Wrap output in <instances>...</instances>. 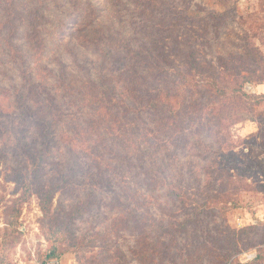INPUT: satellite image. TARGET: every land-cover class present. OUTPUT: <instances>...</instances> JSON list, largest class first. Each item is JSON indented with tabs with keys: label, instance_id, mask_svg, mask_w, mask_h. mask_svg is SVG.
Here are the masks:
<instances>
[{
	"label": "rangeland",
	"instance_id": "1",
	"mask_svg": "<svg viewBox=\"0 0 264 264\" xmlns=\"http://www.w3.org/2000/svg\"><path fill=\"white\" fill-rule=\"evenodd\" d=\"M177 11L184 15L181 24L168 17ZM216 81L256 95L249 100L254 103L213 101L207 84ZM139 87L164 93L177 88L174 113L164 101L136 112L139 98L156 94L136 99L126 93ZM84 93L113 98L119 106L113 109L115 118L105 109H87ZM18 97L37 103L35 117L53 120L47 131L54 138L50 134L47 141L34 115L18 113ZM214 114L220 116L219 127ZM106 117L99 136L78 138L85 120ZM136 125L142 128V151L152 154L146 163L151 170L136 167V157L145 156L126 145ZM219 145L225 156L251 160L254 168L240 165V171L231 172L225 196L216 201L209 184ZM67 148L80 165L68 185L60 176L64 161L72 158ZM222 163L230 169L235 161ZM203 167L208 180L197 194L193 176H180ZM23 179L31 189L12 224ZM167 183L190 194L178 215L180 207L160 187ZM233 184L239 207L223 213V223L215 210L194 208L193 203L206 201L209 208L218 203L230 208ZM34 189L54 191L46 215ZM126 192L140 195L139 200L126 201ZM126 204L156 222L200 213V238L217 226L241 231L255 225L253 245L264 240V0H0V264H40L51 246L46 237L55 232L62 235L63 255L46 264H159L162 242L148 246L147 237L143 242L141 230L126 219ZM190 231L178 241L191 250ZM246 248L239 243L238 252H232L241 263L255 257V249Z\"/></svg>",
	"mask_w": 264,
	"mask_h": 264
},
{
	"label": "trees",
	"instance_id": "2",
	"mask_svg": "<svg viewBox=\"0 0 264 264\" xmlns=\"http://www.w3.org/2000/svg\"><path fill=\"white\" fill-rule=\"evenodd\" d=\"M173 14L174 12H172L171 15H168V17L169 16L173 17L174 19L177 20L178 24H181V21L184 19V15L180 11H177V15H173ZM163 26H164V29L167 30L165 27L166 23ZM173 39H176L177 41L178 37L174 36ZM162 48L163 47H161V49ZM207 85L210 86V88L208 89L209 91H211L213 95V98H214L213 101H216V102H223V101L227 102V99L230 98V99H237L239 102H247L249 104L250 103L253 104L254 103L253 100L252 101H249V100L255 99L256 97V95L251 96V95H247L246 93H242L240 92L238 88L232 89L219 81L208 83ZM15 92L16 90H14V92L12 93L13 96H15ZM153 92L156 93L153 99L142 101V99L138 97L139 95H148ZM126 93L128 94V96H131V94L134 93L136 95L135 98L136 99L139 98L138 99L139 106L136 108V112H139V111L151 108V107H155L157 106L158 101L160 103L161 101H164V104L166 105V110L174 113L172 101L178 97L177 88L173 92L172 90H170L169 92H165V93L162 91H151V89H145L141 87L135 88V89L126 88ZM105 98H106L105 96H101L100 98H97L95 95H87L86 93L83 94V101L84 99H86L90 103V105H87V109H92L94 111H97V110L100 111V110L105 109L108 117L114 116L115 110L113 111V109H116V107L119 108V106H117V103L116 104L113 103V98L111 97H109L108 99H105ZM18 100L20 102L18 105V109H20L18 113L22 111L24 114H31L35 109L38 108L37 103L36 104L30 103L29 101L24 99V97H18ZM218 104L219 103H217V105ZM125 105L126 104L124 103L123 106L126 108L127 106ZM128 106L135 107L134 105H128ZM184 108H185V104L183 103V101H180V110ZM213 111H214V108H213ZM31 115H34L33 121L36 125L42 124L45 127V133L47 135H44V137L47 138V141H49L50 139V134L52 135V138H54L53 134L47 131V129L52 130L50 129V126H53L52 125L53 120L46 121L44 118L35 117V113ZM223 115H225L224 112H223ZM213 117L215 118V125L219 127L220 116L218 114H214ZM114 118L115 116L113 117V119ZM106 119L107 117L100 118V119H95V118L89 119L88 118L87 120H85L83 122L84 126L77 133L78 138L80 135H83L84 133L86 134L85 137L90 136V135L94 137L95 134L99 136V134L97 133L98 127L100 123L105 122ZM138 123L140 122L138 121ZM122 129H126V123L122 125ZM128 132L129 134H128V139L126 140V145L130 148V151L133 153H137L138 155H140V157H142L141 155L145 156L146 154L145 152L142 151V147H141L142 143L138 141V138H141L142 136L141 134L142 128L140 127V125L131 126ZM216 132L218 133V135H220L221 133L220 128H217ZM129 135L134 138L131 139ZM120 136L122 137V135ZM218 139L219 141L222 142L224 137L219 136ZM104 142L105 141L100 142V145H102V143ZM123 143L125 144V142ZM43 144L45 145L46 141H44ZM94 144L99 145V143L95 140H94ZM50 147L51 145L45 146L47 150H50L51 149ZM102 147L105 148L106 144L102 145ZM65 152L67 153L66 155L68 157L72 155L71 149L67 148ZM51 154L52 153H49L47 157H49ZM151 155L152 154H149L148 156H145L144 158L136 157V159L134 160L136 164L135 166L138 168L145 169V170H151L150 169L151 167H148V165H146L148 157H150ZM225 158L228 159V161H232V160L235 161V164L232 165L233 168L229 169L227 168L225 164L222 163L223 160H225ZM33 159L36 164L41 161L40 157L33 158ZM76 160L74 159L72 155V158L70 157V161H66V162L64 161V165L61 166L62 171L60 170V176L64 177V182H66V185H68L71 181L75 180L79 173L78 168L80 165L78 164V158ZM127 162L130 164L133 161L130 158ZM212 163L213 164L211 166V171H213L212 172L213 179L210 181L209 186L211 187V189L213 188L211 196L216 201L221 200L225 196V192L223 191V189L226 186V183L231 181V178L233 176L231 172H235L236 170L240 171V169L243 167L244 168L247 167L250 169L254 168V163L251 160H249V162H244L243 160L238 158L236 155L228 154V157L225 156V154L222 153L221 145H219L218 148L216 149ZM240 165H243V167H241ZM130 166H133V165H130ZM205 168L206 167H203V169H200L199 171L195 170V168L187 169V172L184 175H181L180 177L183 178L185 176L187 177L193 176V180L197 181L195 192L197 193L199 190L204 191V189L202 188L205 185L206 181L208 180V173L205 172L204 170ZM147 175L149 176V174ZM45 178H48L49 180H51L52 176L45 175ZM199 183H202V184H199ZM19 184H22L24 188V193L22 197H20V199L16 200L14 203V206H13L14 214L12 216L13 221L11 222L12 224L14 223V220L19 215L17 206L20 205L22 200L28 197L29 189H31L29 185V181L24 180V181H21ZM153 184H155V182ZM160 187L165 188V190L163 191L164 194H165V191L169 190V192L166 194L170 197L169 202L180 207V208L175 207L177 208V212H178L177 215L181 212L182 208H184V204L186 202H190L189 193L182 192L181 189L175 190L172 187V185H170V183H167L166 185L165 184L160 185ZM198 187H202V188H198ZM237 187H238L237 185L233 184L231 193L229 196H227V199H228L227 201H231V200L233 201L230 208L224 209L223 205H219V203L214 206V209L209 208L212 205L210 202L207 203V201L202 204H196L192 202L193 206L194 208L196 206L199 209L201 207V211L203 213L204 212L207 213L209 211H210L209 213H212V211L215 210L217 215L220 218V221L223 223L224 221H226L223 213L225 214L228 210H231V209L234 210L237 207H239V204L235 201L234 198H232V195H233L232 190ZM53 192L54 191H52L51 189H49L48 192H43L41 190L36 191V194L40 196L39 197L40 209L44 213V215H46L51 209V205H52L51 199L53 196ZM139 197L140 195L135 196L133 193L126 192V201H133L132 199H134L135 201H138ZM135 198H138V199H135ZM199 215L200 213H197L194 216H190L186 214L183 216L182 215L177 216L178 219L175 221L168 220L165 222L164 221L156 222V221H152V219H155L154 217H150L148 215L147 216L140 215L137 209L134 211L130 209V207H128V205L126 204V219L128 220V223H132V226L136 225L138 230H141L139 232L140 234L143 235V238H144L143 242L147 244L145 241V237H147L148 241H150V244L148 246H152L153 244L158 245V242L160 241L162 242L161 244L162 246L158 250L160 252L159 253L160 263L159 264H264V247H263L264 240L257 242L256 246L253 245L254 242L252 241L253 236H251V234H254L255 236L257 235V232H258V230L254 229L256 227L255 225L250 226V227H244L241 229V231L240 230L233 231L232 229H229L228 226L226 225H223L222 228H219V226H217L213 229H208L206 234L203 235V238H200L198 234L199 229H198V224H197ZM131 229L133 230V227H130V230ZM189 230H192L194 232V234L192 233V236H193L192 245L194 248L191 250L189 249L188 245L186 246L185 244L183 243L181 244V242L178 241L179 239L178 236L179 235L183 236V235L188 234ZM60 236H62L61 233L55 232L53 234H50V236L46 237L48 241H51L50 243L51 246H50L49 251L44 255L43 261L40 264H46L48 261H52V260L56 261L63 255V251L59 249L60 248L59 246L60 238H61ZM239 243L241 246L255 249V257L245 263H241L239 260H237L233 254L238 252Z\"/></svg>",
	"mask_w": 264,
	"mask_h": 264
},
{
	"label": "built area",
	"instance_id": "3",
	"mask_svg": "<svg viewBox=\"0 0 264 264\" xmlns=\"http://www.w3.org/2000/svg\"><path fill=\"white\" fill-rule=\"evenodd\" d=\"M55 264V263H54Z\"/></svg>",
	"mask_w": 264,
	"mask_h": 264
}]
</instances>
